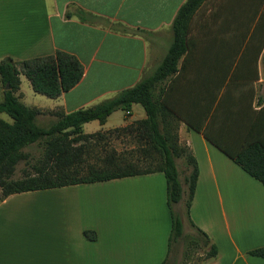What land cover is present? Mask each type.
<instances>
[{"label":"crops","instance_id":"obj_1","mask_svg":"<svg viewBox=\"0 0 264 264\" xmlns=\"http://www.w3.org/2000/svg\"><path fill=\"white\" fill-rule=\"evenodd\" d=\"M187 1L0 0V62H22L58 51L74 55L84 69L80 83L57 99L36 97L40 94L31 89L35 101L31 107L62 109L67 114L91 108L136 86L146 76L157 47L166 44L163 36L171 39L174 21ZM263 56L264 52L259 61L260 79L255 82V110L264 105ZM191 72L201 76L173 82L167 98L183 116L198 124L208 123L209 106L219 86L206 80L209 70L205 67H193ZM117 112L104 125L97 120L86 123L83 131H110L147 117L137 104L129 121L120 126ZM179 137L199 168L189 211L195 227L188 223L196 237L206 241L207 236L217 248L216 256L203 264H264V258L250 254L264 248V185L184 120ZM109 182L122 183L120 226L109 225L104 239L101 230H96L95 241L79 230L74 232L81 237L77 243L70 241L73 232L65 231L61 242L51 248L57 264H162L167 259L178 264L179 245L175 241L169 246L172 217L164 173ZM43 191L14 194L1 203ZM6 238V233L0 235V264H35L33 247L25 251L23 245Z\"/></svg>","mask_w":264,"mask_h":264},{"label":"trees","instance_id":"obj_2","mask_svg":"<svg viewBox=\"0 0 264 264\" xmlns=\"http://www.w3.org/2000/svg\"><path fill=\"white\" fill-rule=\"evenodd\" d=\"M173 29L174 45L153 74L94 107L70 114L55 113L57 120L47 129L34 121L44 110L26 107L16 95L21 86L20 76L30 81L35 93L57 99L82 80L84 69L80 61L74 55L58 51L22 62L13 59L0 62V78L9 88L0 102V113L8 114L13 120L9 124L0 119V203L14 194L161 172L167 181L172 217L169 246L172 247L183 232V220L177 210L183 192L175 158L185 156L194 167L187 211L192 226L189 211L199 176L194 155L180 143L179 127L183 120L264 185V128L260 126L264 124V105L259 110L253 107L255 82L260 79L259 61L264 52V0H188L180 9ZM262 61L264 64V56ZM196 66L208 69L206 80L219 86L209 106L208 123L198 124L183 116L167 98L173 82L201 76L191 72ZM176 73V78L171 79ZM170 79L166 90L163 84ZM215 102L218 103L214 108ZM137 104L145 109V119L110 130L107 135L102 131L84 133L86 123L97 120L104 125L118 110L131 115ZM130 115L126 114L127 120ZM108 135L116 140L131 139L135 146L133 152L112 150L91 164L81 158L82 144L103 142ZM43 136L70 153L69 163L64 168L46 167L34 175L11 179L21 154L20 146ZM134 154L136 160L130 159ZM143 164L148 168L139 169ZM84 234L89 240L97 239L95 232ZM216 254V246L211 245L208 260ZM250 254L264 258V248ZM162 264L171 263L167 259Z\"/></svg>","mask_w":264,"mask_h":264},{"label":"rangeland","instance_id":"obj_3","mask_svg":"<svg viewBox=\"0 0 264 264\" xmlns=\"http://www.w3.org/2000/svg\"><path fill=\"white\" fill-rule=\"evenodd\" d=\"M210 8V6H209ZM171 39H166V46L159 45L157 54L153 60V64L149 66L146 76L153 74L162 64L175 42V33L172 28ZM162 38V39H163ZM166 83L163 84V87ZM31 83L23 77L20 90L16 93L20 96L21 102L29 108L33 106V98L31 94ZM9 88L2 82L0 78V102L4 100L5 93ZM21 91L23 97L21 96ZM36 97L46 96L36 95ZM139 107H141L139 105ZM36 108V107H35ZM44 110V109H43ZM55 113L65 114L62 109H47L42 111L36 117L35 124L43 129H47L57 120ZM116 114L119 124L124 125L129 120L126 119L125 112L118 110ZM0 119L12 124L13 120L8 114L0 113ZM129 121L127 124H131ZM126 124V125H127ZM84 133H86L84 131ZM103 134H109L108 131H102ZM87 134V133H86ZM106 134V135H107ZM180 138V137H179ZM182 146L189 148L187 145ZM84 146V155L81 158L88 160V163L98 162L104 158L112 150L117 153L133 152L134 142L129 139L119 138L109 135L105 137L103 142H88L82 144ZM81 146L76 144V147ZM190 149V148H189ZM110 151V152H109ZM21 154L19 161L14 167V173L11 179H22L26 176L34 175L41 169L46 167L64 168L71 160L70 153H66L59 148L48 137H37L32 142L20 146ZM73 153V150H71ZM132 160H136L134 158ZM74 163L70 164L73 168ZM176 169L182 186V200L177 205L183 220V232L176 239L179 251L178 264H203L208 260L211 250V243L206 239L201 240L196 237L195 233L189 225V217L187 214L190 198V183L193 174V164L185 156L175 158ZM147 165H140L139 169H146ZM2 190H0V197ZM122 212V183L101 182L95 184L80 185L65 189H52L33 195H24L20 198H14L7 204L0 203V235L7 234L6 241L12 244L23 245L25 251L35 249L33 261L35 264H57L58 258L53 253L56 246L64 237L65 231H72L73 235L70 241L81 242V237L74 235L79 230L97 232L101 230L103 239L105 238L106 229L109 225L120 226ZM97 235V234H96ZM84 237L85 234H84ZM196 237V238H195ZM86 239H88L86 237ZM180 240V242H179ZM47 248V250H46ZM50 249V250H49ZM31 255V253H25Z\"/></svg>","mask_w":264,"mask_h":264},{"label":"built area","instance_id":"obj_4","mask_svg":"<svg viewBox=\"0 0 264 264\" xmlns=\"http://www.w3.org/2000/svg\"><path fill=\"white\" fill-rule=\"evenodd\" d=\"M126 114H127V115H130V113H129V112H126Z\"/></svg>","mask_w":264,"mask_h":264}]
</instances>
